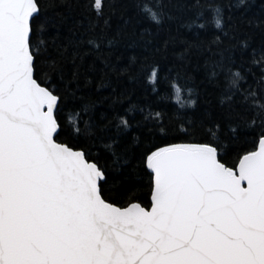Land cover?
<instances>
[{
  "label": "trees",
  "instance_id": "trees-1",
  "mask_svg": "<svg viewBox=\"0 0 264 264\" xmlns=\"http://www.w3.org/2000/svg\"><path fill=\"white\" fill-rule=\"evenodd\" d=\"M94 3L37 0L30 44L35 78L60 98L56 141L99 166L106 201L149 208L146 157L161 146L210 144L232 168L257 148L264 0Z\"/></svg>",
  "mask_w": 264,
  "mask_h": 264
},
{
  "label": "snow or ice",
  "instance_id": "snow-or-ice-1",
  "mask_svg": "<svg viewBox=\"0 0 264 264\" xmlns=\"http://www.w3.org/2000/svg\"><path fill=\"white\" fill-rule=\"evenodd\" d=\"M38 11L0 0V264H264V138L235 170L209 144L159 148L150 209L106 202L104 173L54 139L59 97L34 78Z\"/></svg>",
  "mask_w": 264,
  "mask_h": 264
},
{
  "label": "water",
  "instance_id": "water-1",
  "mask_svg": "<svg viewBox=\"0 0 264 264\" xmlns=\"http://www.w3.org/2000/svg\"><path fill=\"white\" fill-rule=\"evenodd\" d=\"M38 8H39V6H38ZM39 11H40V9H39ZM39 11H38V13L35 15V17L39 14ZM34 17V18H35ZM33 18V19H34ZM33 21V20H32ZM32 21H31V29H32ZM31 36H32V30H31V34H30V41H31ZM31 52H32V49H31ZM33 54V53H32ZM34 56V55H33ZM33 63H35V57H34V61H33ZM34 78H35V69H34ZM36 79V78H35ZM37 80V79H36ZM37 82H38V80H37ZM39 83V82H38ZM40 84V83H39ZM41 85V84H40ZM42 87H45V88H47L46 86H43V85H41ZM48 89V88H47ZM48 90H50V89H48ZM51 91V90H50ZM53 93V92H52ZM54 94V93H53ZM55 95V94H54ZM57 96V95H56ZM59 103H60V98L58 99V102H57V105H56V108L54 109V117H55V119H56V121H57V124H58V131H57V133L54 135V139L56 140V136L58 135V133H59V131H60V125H59V123H58V120H57V118H56V112H57V109H58V106H59ZM45 111H46V108L44 109ZM262 138H264V137H262ZM57 143H59L58 141H56ZM61 144H63V143H61ZM174 144H180V143H174ZM187 144V143H186ZM191 144H203V143H191ZM64 145H66V144H64ZM170 145H172V144H169V145H165V146H161V147H159V148H163V147H167V146H170ZM210 145V144H209ZM66 146H68V145H66ZM212 146V145H211ZM69 147V146H68ZM214 147V146H213ZM71 148V147H70ZM159 148H157V149H155V150H153V151H156V150H158ZM71 149H73V148H71ZM73 150H75V151H80V152H83L84 154H85V152L83 151V150H76V149H73ZM255 150H258V145H257V148L255 149ZM152 151V152H153ZM218 160H220V158H219V152H218ZM85 159L88 161V162H90V163H95V162H93V161H89L87 158H86V155H85ZM220 162L221 163H223L221 160H220ZM96 164V163H95ZM97 165V164H96ZM98 166V165H97ZM225 166H227L226 164H225ZM228 167V166H227ZM98 168H99V166H98ZM147 168V167H146ZM100 169V168H99ZM234 170H235V168H233ZM101 170V169H100ZM147 170L150 172V170L147 168ZM102 171V170H101ZM103 172V171H102ZM104 173V172H103ZM151 173V172H150ZM152 174V173H151ZM104 176H105V174H104ZM105 180V179H104ZM104 180H102V181H104ZM102 181H99V184H101V182ZM101 195H102V193H101ZM102 198L104 199V197L102 196ZM105 200V199H104ZM106 201V200H105ZM150 201H151V197H150ZM106 202H108V201H106ZM108 203H110V202H108ZM134 203H138V202H134ZM110 204H112V203H110ZM132 204V203H131ZM140 204V203H139ZM112 205H114V206H117V205H115V204H112ZM130 205V204H129ZM128 205V206H129ZM141 205V204H140ZM128 206H126V207H128ZM142 207H144L143 205H141ZM117 207H120V206H117ZM151 207V206H150ZM150 207L149 208H146V207H144V208H146V209H150ZM120 208H125V207H120Z\"/></svg>",
  "mask_w": 264,
  "mask_h": 264
}]
</instances>
